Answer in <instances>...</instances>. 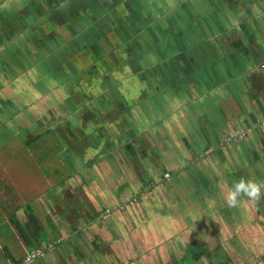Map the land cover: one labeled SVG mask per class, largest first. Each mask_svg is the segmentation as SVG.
<instances>
[{
  "label": "crops",
  "instance_id": "crops-1",
  "mask_svg": "<svg viewBox=\"0 0 264 264\" xmlns=\"http://www.w3.org/2000/svg\"><path fill=\"white\" fill-rule=\"evenodd\" d=\"M112 1L22 0L23 5L14 9L15 14L1 15L0 11V54L8 51L0 58V131L6 133L9 128L17 137L18 125L30 129L25 139L31 145L43 128L48 129L46 115H51L52 109L47 107L48 92L42 88L43 79L35 76L34 82L30 77L31 67L44 64L46 59L37 57V63L30 60L38 53L47 57V50L61 44L56 38L57 22L66 26L62 34H83V39L96 34L84 36L89 27L103 26L105 31H99V37L92 40L101 46L98 56L104 60H109V47L114 50V58L115 52L126 50L120 63L121 77L108 84L94 73L90 75L97 85H106V81L113 89L104 96L106 88L99 87L97 102L90 96L86 101L91 102V109L96 103L100 109L108 106L107 110H100L98 124L105 131H112L111 141L105 142L107 153L100 157L104 160L85 170L81 164V149L87 147L88 152L92 147L85 144L96 140L93 133L84 132L93 120L79 106L82 95H75L79 105L73 110L80 117H70L69 123H59L63 114L53 107L56 112L50 120L56 116L58 120L53 124L49 121L50 127L54 126L60 138L70 143L71 151L65 161L71 169L63 176L67 165L61 146L58 159L50 161L54 180L46 173V163H41L44 181L38 177L28 183L27 191L38 196L36 209L45 213L56 234L47 240L48 228L39 211L30 207V201L29 214L21 212L19 206L10 215L12 219H6L17 246L8 243L0 249L9 255L12 264H264V190L259 201L242 196L237 207H229L226 202L232 185L241 178L264 184V126L257 123L264 118V0H245L244 4L236 0H204V6L214 9L216 20L212 26L206 25L207 17L197 26H185V21L178 26L173 9L166 4L170 0ZM70 2L73 9L66 8ZM37 3L44 8L39 16ZM159 6L164 11L156 12ZM228 13L231 22L224 16ZM40 15L53 23L40 26L42 32L37 37L29 36L28 17L43 19ZM128 17L139 28L130 37L121 29ZM16 18L25 24L18 22L21 27H17L13 23ZM112 23L120 26L126 44L119 39L117 45H111L107 35L113 37L112 32L115 33ZM51 28L55 32L49 36ZM211 29L213 36L211 33L208 37ZM134 36L146 41L144 47L151 50V56L152 50L156 54L150 74L141 62L144 52L141 48L134 52V46L139 44ZM198 36V43H190ZM164 38L170 43L169 58L159 61V42ZM70 46L69 59L77 55L80 47L92 54L96 50L90 48V42L85 44L78 39ZM72 47L78 51L73 52ZM127 56L134 63L131 69L126 65ZM24 62L27 68H23ZM126 75L154 81L148 91L142 86L138 94L136 85L135 90H129L131 84L125 81ZM24 95L30 100L21 105ZM86 114L92 116L91 112ZM117 124L121 131L118 138L114 128ZM62 125L65 130L58 128ZM247 127L253 132L245 140L222 146L228 135ZM4 133H0V138ZM101 164L104 174H100ZM167 173L169 179L165 177ZM150 183L156 189L147 191L149 194L142 201L139 202L140 197L124 214L116 212L110 220H101L105 209L119 205ZM71 220L70 226L65 227ZM38 251L40 256L25 262L27 253Z\"/></svg>",
  "mask_w": 264,
  "mask_h": 264
},
{
  "label": "rangeland",
  "instance_id": "rangeland-1",
  "mask_svg": "<svg viewBox=\"0 0 264 264\" xmlns=\"http://www.w3.org/2000/svg\"><path fill=\"white\" fill-rule=\"evenodd\" d=\"M3 0H0V4H2ZM237 2H240L243 4L246 3L248 0H246V2H244L245 0H236ZM115 2V0H114ZM117 2V1H116ZM115 2V3H116ZM120 2H123V0H120ZM165 2V1H164ZM124 3V2H123ZM122 3V7H124V4ZM209 3V1H208ZM143 4V3H142ZM164 5V3H162ZM161 4V5H162ZM167 6L170 5V8L173 9V13H174V17H175V23L178 26H182L183 21H185V26L187 25H192V26H197L195 24H198L199 21L201 19L205 18L206 21V25H215V18L213 15V10L212 8H210V6L206 5L204 6V0H170V3H167ZM262 3L259 2V5H261ZM5 5V6H4ZM23 5L22 0H7L5 1V3H3L2 5H0L1 7V15H11L10 13L15 14L14 9L20 7ZM39 5V6H37ZM37 5H35L36 9H40L39 12H37L36 15L40 14L43 11V6L41 7L42 4L37 3ZM73 3H68V7H66L67 9H73ZM257 6V5H256ZM77 7V6H76ZM75 8V7H74ZM146 9V8H145ZM11 10H13V12H11ZM163 10L164 8H160V6L158 7V9L156 10V12H158ZM259 10V7H257V11ZM27 13H29L28 11H25ZM31 12V11H30ZM32 14L35 15V13L31 12ZM22 14V13H21ZM117 14L114 13V15ZM45 15V14H44ZM113 15V16H114ZM155 16H157V13H154ZM29 16V15H28ZM39 16V15H38ZM38 16L36 18V16L34 17V19L29 18L27 20V23H30V26L28 28V35L32 36V37H37L38 32L41 34L42 32V26L44 27V25H50L53 23L52 20L47 21V18H44L42 15H40V17H43V19H38ZM188 16V17H187ZM225 18H227L228 22H231V14H224ZM17 17L20 18V16L18 15ZM23 17V16H22ZM202 17V18H200ZM146 18V17H145ZM18 22L20 23V25H24L25 21H20L18 20V18H16V21L13 22L17 27H21L19 26ZM95 22V21H94ZM200 23L202 24V22L200 21ZM113 24V23H112ZM107 25H110V23H107ZM114 25V24H113ZM111 25V26H113ZM41 26V28H40ZM61 24L55 25V28H57V30L59 32H56V35L58 37H56L58 39V41L61 42V44H57V46H54L53 49L51 50H47V57L43 54V53H38V55H34L32 60H30L33 63H37V57H44L46 59V62L44 64H38L36 66L31 67L32 73L36 74L38 77H41L43 79V81L47 84V96H48V101H47V107L50 108L51 107V115L47 114V121L46 125H47V130L45 128L42 129L41 135L36 137V139H34L33 137H29L32 138L34 140H32V146L30 144V141L26 140V136H29L30 133V129H23L21 128L22 126L18 125L17 126V130L20 131V135H18L17 137H13L12 134L14 131H11L9 128L5 129L6 133H4L3 131H0V133H4L1 138H0V246H3L5 244H13L14 246H17V241L15 240L16 236H14L9 228L8 222L6 219H12V217L10 215H12L14 212L13 211H17L18 207H21V212L24 210V214L27 212V214L30 213L31 208L33 210H37L36 207L38 206L37 203H39V199L38 196L32 194L31 192L28 193L27 189L29 184L28 183H33L36 179H38V177H41L42 180V175H44V172L42 171V168L40 167L41 163H46V168L48 169L46 171L47 175H51V179L54 180L53 178L55 177V171H53V168L51 167V160H56L58 159L57 155H58V150L61 148V146H63L64 150H63V157H64V162L65 161V156L68 154V152L71 151V145L70 143L64 139V141L60 138L59 134H58V130L55 129V127H50L52 126V124L54 122H49V121H55L57 116L54 118V120H50L52 119L51 117H54L56 110H53V107H56L59 111V114H63V118L61 119V121L59 123L63 122H71L72 119H78V117H80V115H76L74 114L73 110L76 109L78 107V102H77V98H75V95L78 94L82 95V98H80V105L82 107V111L83 113H87V112H91L92 116L90 117L89 114H86L89 118H91L93 120V122H89L87 124L90 125L88 130H85L84 132L87 135H90L91 133L97 134L101 132V136L102 137H97V145L99 144V148L105 146V142H107V137L105 136V130H103V128L101 129L100 127H102V125H98L100 124L101 120V111L100 110H107L108 106H103L102 109H100V107H98L97 103L93 105V108L91 109V107L89 106L91 104L86 103V101L88 100L87 97L90 96L91 98L95 99V102H97L96 97H98V88L103 86V84L101 85H97L94 81H92V76H85V72H87V70L89 69H96V73L94 75H96L98 78H103L106 81H109L108 84H110V81L114 80L117 78V76L120 75L121 77V72L119 71L121 68H119L118 65H116L115 67L113 66L114 61L115 60H120V62L122 60H124V55L126 50L120 51V52H115V58L113 56V58H111V52L114 51L112 50L110 47V51L108 50V57L109 60H104L103 57H96V54H99L96 50L94 51L95 53H88V50H81L82 48L80 47L78 50L79 52L77 53V55L74 56V58L69 59V56L72 54L70 53V49H67V47H71L70 43L73 41H77V39L81 42H85L89 43L90 42V48L93 46V40L92 39H96L99 37V31H104V27L98 24H95L93 27H89L88 33L84 34V36L92 33H96L95 35H92L91 37H86L85 39H83V34L80 35L77 33L76 34H71V37H67L66 35L62 34L63 30L66 26H62ZM119 28V27H118ZM20 29V28H19ZM63 29V30H62ZM124 29V28H123ZM114 30H118L115 25H114ZM183 30V29H182ZM212 30V31H211ZM209 32H207V35L209 37V35L212 33L211 36H213V30L211 29ZM98 31V32H97ZM55 30L51 28L50 32H48L47 34L49 36H51L52 34H54ZM115 33L112 34L113 37H110L111 34H108L107 37H109V42L112 43V45H114L113 43L115 42L117 44V41L123 42V43H127L126 39H124L123 37L120 38L117 37V33L116 31H114ZM135 33H132L131 35H134ZM146 37V34L144 33V35ZM28 37V36H27ZM117 37V38H116ZM51 38V37H50ZM198 38L199 36L196 38H192L190 40L191 42H194V44L198 43ZM133 39H135L136 42H138L139 44L134 46L135 50L134 52L138 51V48H141V52L143 51V57L141 58L142 64H144V70L147 71L150 74V68L153 65L152 61H155L156 59V54L154 53V51L152 50V56H151V50H146V48L144 47V44L146 43V41L143 40L142 42V38L141 36H134ZM55 41V40H54ZM57 41V40H56ZM119 41V42H120ZM205 41V40H203ZM102 42H100L101 44ZM160 43L161 46V50H160V55H159V61H164L166 60V58H169L167 53L168 51H170V43L167 42V38L162 39ZM82 43H79V45H81ZM95 48L98 49L99 51L101 50V46L99 44H95ZM143 48V49H142ZM77 49L73 48V52H77ZM54 51L52 54H49V52ZM8 51L5 49L2 51L3 54H6ZM129 52V51H128ZM3 54H0V58H3ZM20 54V51H19ZM128 58L126 59V65L128 66V69H131V66L134 65V63H130V57L127 56ZM151 57V59H150ZM119 58V59H118ZM217 59H219V61L221 60V57L217 56ZM106 61V62H105ZM11 62V61H9ZM108 62V63H107ZM52 63L54 65H56L57 67H60L61 71L64 72L61 74H56V73H52L50 75V70L49 67L52 65ZM22 64V63H20ZM101 64V65H100ZM121 65V64H120ZM47 66V67H46ZM22 67V65L20 66ZM23 68H27L25 66V62H24V67ZM46 69V72H45ZM123 69V67H122ZM35 71V72H33ZM125 71V69L123 70ZM102 72V74L100 73ZM31 73V79H33L34 82H36L35 76H33ZM87 74V73H86ZM93 71H91V73H89V75H92ZM125 77V76H124ZM128 75H126V80L128 84H131L129 87V90H136L139 94L140 92V88L142 86H146L143 87L142 90H146L148 91V87L151 83H153L154 79L150 78L147 80L142 79L141 76L138 75V80H136L133 76L129 77ZM88 78V79H87ZM89 80V81H88ZM103 82L104 84H107V82ZM95 85H97L95 87ZM136 85V88L135 86ZM93 87H95L94 89H92ZM135 88V89H134ZM126 89V88H125ZM35 91H37L36 89H34ZM40 90V87L38 89V91ZM25 96V95H24ZM85 98V99H83ZM16 99V98H15ZM14 99V100H15ZM30 100L29 97L25 96L24 99H21V105L26 104L28 101ZM71 101V102H70ZM85 102V103H83ZM101 102V100H99V103ZM106 103V102H105ZM101 105V104H100ZM70 106V107H69ZM114 106V104H112V107ZM142 107V106H141ZM69 108V110L67 109ZM71 112V113H70ZM79 114V113H77ZM82 115V114H81ZM42 117V116H41ZM72 117V119L70 118ZM57 121V120H56ZM63 121V122H62ZM149 122L151 121L150 118L148 120ZM14 123L18 124L16 121H13ZM119 122V120H118ZM122 123V121H121ZM98 125V126H97ZM86 126V127H87ZM119 125L117 124L114 128H115V134H116V138H118L119 134L121 133L120 128L118 127ZM121 126V125H120ZM91 127H95V130L92 131ZM59 129H63L65 130L64 126H59ZM39 130V129H38ZM43 130H45V132L43 133ZM104 131V133H103ZM108 131V130H107ZM129 132V131H128ZM109 133V131H108ZM123 133V131H122ZM86 139V138H85ZM245 140V139H244ZM27 142L29 143V145L27 144ZM87 143V142H85ZM92 143V142H90ZM87 143L86 146L90 145L92 146V144ZM83 144V143H81ZM31 146V147H30ZM87 147L83 150L81 149L80 152H82V154H80V158L85 159L89 156V154L86 152ZM94 153L96 154L94 159H95V163H100V161L104 160V158H100V156L98 157L97 155V150L94 151ZM102 155H104L105 153H107L106 149H104V151H100L99 152ZM98 157V158H97ZM56 158V159H55ZM64 163V164H65ZM96 164V165H97ZM66 167H63V176H66L67 173L70 171V167L69 165L66 163ZM84 170L86 168H89L87 166H83ZM100 169V174H104V170L102 171L101 169H103V166L101 164V166L99 167ZM35 170V171H34ZM50 171V172H49ZM98 172V171H97ZM54 173V174H53ZM235 178L238 176H234ZM11 178H14V180L11 183ZM65 178V177H64ZM23 181H25L24 183L27 185V187L24 185ZM44 181V180H42ZM71 182V180H68ZM11 184H16L18 185V187H16V185H14V187ZM152 185V184H151ZM155 187V186H154ZM156 189V187L154 188ZM150 193V192H149ZM145 194L143 196H141L142 198L139 199V202L142 201V199L146 196H148V194ZM65 196V195H64ZM69 196V195H66ZM132 196V194H131ZM69 199V198H68ZM30 201H32L30 207H29V203ZM16 207L15 210H13V208ZM133 207V206H130ZM39 215L41 217V219H43V224L45 227H47V240L51 239L52 237L55 236L56 232L53 229V227L51 226V223L48 222L47 217L45 215V213L43 211H40L39 208ZM124 214V212H123ZM24 216V215H23ZM21 220L22 217L18 216ZM72 223V220L67 222H65L66 226H70V224ZM55 232V233H53ZM7 241V242H6ZM16 249V247H14ZM186 262H183L182 264H188ZM0 264H12L11 260L9 259V255L6 254L5 251L0 249Z\"/></svg>",
  "mask_w": 264,
  "mask_h": 264
},
{
  "label": "flooded vegetation",
  "instance_id": "flooded-vegetation-1",
  "mask_svg": "<svg viewBox=\"0 0 264 264\" xmlns=\"http://www.w3.org/2000/svg\"><path fill=\"white\" fill-rule=\"evenodd\" d=\"M116 1H118V0H115V2ZM111 3H114V0L111 2ZM106 6V5H105ZM100 8H103V7H100ZM84 9V8H83ZM103 9H105V7L103 8ZM43 11H44V9H43ZM83 11V10H82ZM98 11H99V9L98 8H96V10H95V13L96 14H98ZM93 17V16H92ZM129 18V17H128ZM91 20L93 19V18H90ZM93 20H95V19H93ZM133 22H134V20L132 19L131 20V18H129L128 19V21L127 22H125V24H123L122 26L123 27H121V29H123L124 28V30L127 32L126 33V36L127 37H130V35L132 34V33H136V31H139V28L138 27H136V26H134V24H133ZM117 27V29L118 30H115L116 31V33H117V37H119L120 38V35H121V37H123V35L122 34H120V31H119V28H120V26H118V24L116 25ZM119 27V28H118ZM105 31V30H104ZM112 34H114L113 32H112ZM81 35V34H80ZM116 37V38H117ZM86 38V37H85ZM84 38V39H85ZM86 40V39H85ZM76 41V40H75ZM75 41H74V43H75ZM77 42V41H76ZM111 43V42H110ZM114 45H112V43H111V45L112 46H115V43H113ZM117 45V44H116ZM75 47H77L76 45H75ZM93 47H96L95 46V42H93ZM73 48V47H72ZM71 51H72V49H70ZM96 51L99 53V55H100V51L98 50V49H96ZM48 52V51H47ZM54 51H51V52H49V54H52ZM113 53H111V58H113V55H112ZM98 55V54H97ZM119 59V58H118ZM120 60H115L114 61V63H112V64H114L113 66L115 67L116 65H118L119 66V68H122L123 67V65H120ZM57 65V64H56ZM56 65H54L53 63H52V65L49 67V69L50 70H48V71H50V75L52 74V73H56V74H61V73H63L64 74V72H62L61 71V69H60V67H57ZM101 65V64H100ZM47 67V66H46ZM91 71H93V73L95 74L96 73V71L97 70H95L94 71V69H89V70H87V72H89V73H91ZM35 72V71H34ZM98 72V71H97ZM100 73V72H99ZM31 74V73H30ZM100 74H102V72L100 73ZM32 75L33 76H38V75H36V74H33L32 73ZM65 75V74H64ZM88 76H90V75H88ZM31 77V76H30ZM94 77V76H93ZM37 78V77H36ZM39 78V77H38ZM37 78V79H38ZM42 85H44V86H42V88L44 89L45 88V91H48L46 88H47V84L46 83H44L43 81H42ZM100 88H106V92L107 93H105V95L104 96H108L109 95V93H108V91H112L113 89H112V87H111V85H103V86H101ZM29 89V88H28ZM84 115H86V114H84ZM60 118H63V115H60ZM56 120H58V119H56ZM55 120V121H56ZM55 121H51V122H55ZM103 133H104V131H103ZM102 134H101V132L100 133H97V134H94L93 133V137H95L96 138V140H95V142H92L91 144H92V148H90V149H88V154H89V156L87 157V158H85V159H82V162H81V164L84 166H87V167H90L91 165L92 166H94V163H95V159H94V157H95V153H94V151L95 150H97V155H98V157L100 156L101 157V154L99 153L100 151H104V149L106 148V144H105V146H103V148L101 147V148H99V144L97 145L96 143H97V137H102L101 136ZM109 135H110V139H109ZM111 135H112V131L111 132H109L108 133V131H105V136L107 137V141H111ZM83 141H84V139H83ZM85 142V141H84ZM223 143H224V141H222L221 142V144H222V146L224 147V146H226V145H223ZM87 144H85V146H86ZM89 146V145H88ZM91 149H92V151H91ZM97 157V158H98ZM65 194V193H64ZM66 194H68V193H66ZM65 194V195H66ZM125 201V200H124ZM123 202V201H122ZM121 202V203H122ZM120 203V204H121ZM114 206H116V205H114ZM114 206H111V207H108V208H113ZM114 215V214H113ZM113 215H112V217H113ZM102 216V215H101ZM111 217V218H112ZM110 218V219H111ZM110 219H108V220H110ZM101 220L102 221H108V220H103L102 218H101Z\"/></svg>",
  "mask_w": 264,
  "mask_h": 264
},
{
  "label": "built area",
  "instance_id": "built-area-1",
  "mask_svg": "<svg viewBox=\"0 0 264 264\" xmlns=\"http://www.w3.org/2000/svg\"><path fill=\"white\" fill-rule=\"evenodd\" d=\"M258 125H261V126H264V118L260 121L257 122ZM253 132V128H244V129H240V130H237L235 131L232 135L228 136L225 140H224V143L223 145H231L233 143H236V142H240L244 139H246L250 133ZM166 178H170V174H166L165 175ZM153 185H149L147 188H146V191H149V188L152 187ZM138 201V196H130L128 198L125 199V201H123L121 204L119 205H116L114 206L113 208H107L104 210V212L102 213V216L101 218L103 220H108L112 217V215L116 212H124L126 211V209H128V207L130 206H133L135 205V203ZM54 247V246H52ZM41 255V252L38 251L36 253H27V257H26V260L25 262L28 263V262H31L33 261L36 257L40 256Z\"/></svg>",
  "mask_w": 264,
  "mask_h": 264
},
{
  "label": "clouds",
  "instance_id": "clouds-1",
  "mask_svg": "<svg viewBox=\"0 0 264 264\" xmlns=\"http://www.w3.org/2000/svg\"><path fill=\"white\" fill-rule=\"evenodd\" d=\"M262 190H264V184L252 179L245 180L241 178L229 190L226 197L227 205L229 207H237L242 196L247 197L249 201H259Z\"/></svg>",
  "mask_w": 264,
  "mask_h": 264
},
{
  "label": "trees",
  "instance_id": "trees-1",
  "mask_svg": "<svg viewBox=\"0 0 264 264\" xmlns=\"http://www.w3.org/2000/svg\"><path fill=\"white\" fill-rule=\"evenodd\" d=\"M95 54H96V53H95ZM96 57H98L97 54H96ZM232 134H233V133H232ZM232 134H231V135H232ZM228 136H230V135H228ZM228 136H227V137H228ZM227 137H226V138H227ZM226 138H225V139H226ZM225 139H224V140H225ZM224 140H223V141H224ZM168 174H169V173H168ZM151 184H152V183H150L149 185L151 186ZM149 185H148V186H149ZM152 185H153V184H152ZM153 186H154V185H153ZM153 186L149 188V192H151V191L154 189ZM144 194H147L146 186L143 187V189H141L140 192H138V193H134L132 196H138V198H140L141 195H144ZM130 196H131V195H130Z\"/></svg>",
  "mask_w": 264,
  "mask_h": 264
}]
</instances>
